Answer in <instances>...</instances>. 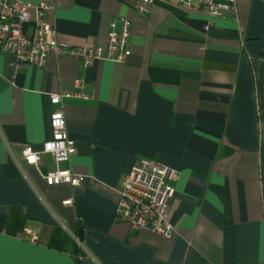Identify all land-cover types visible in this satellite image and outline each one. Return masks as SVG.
Returning <instances> with one entry per match:
<instances>
[{
    "label": "crops",
    "instance_id": "0c3cea01",
    "mask_svg": "<svg viewBox=\"0 0 264 264\" xmlns=\"http://www.w3.org/2000/svg\"><path fill=\"white\" fill-rule=\"evenodd\" d=\"M141 4L55 0L48 14L78 46H105L128 18L124 62L42 68L0 51V264H264V0H238L235 16ZM82 82L94 97L64 100L77 152L63 166L83 179L49 185L53 156L36 167L23 151L52 137L51 96ZM139 162L180 171L170 238L117 219Z\"/></svg>",
    "mask_w": 264,
    "mask_h": 264
},
{
    "label": "built area",
    "instance_id": "2783aa9c",
    "mask_svg": "<svg viewBox=\"0 0 264 264\" xmlns=\"http://www.w3.org/2000/svg\"><path fill=\"white\" fill-rule=\"evenodd\" d=\"M156 0H142L139 12ZM186 5L200 9L211 16L237 15L238 0H181ZM55 0H0V51L12 55L16 61L44 67L50 57L70 56L84 67L96 61L109 59L124 62L130 53L131 21L119 19V29L112 31L105 46L72 45L59 39L57 28L49 21L48 14L55 9ZM79 89L56 93L51 103L58 105L52 111L50 123L52 137L42 149L26 145L23 154L28 165L38 166L44 153L53 156L55 167L43 174L49 185L68 183L79 185L83 176L72 168L63 166L77 152V145L67 130L63 109L67 98L92 99V94ZM180 171L169 165L153 162L137 163L127 175L117 207V219L133 229H148L164 237H172L175 227L170 220L171 199L175 195L174 181ZM71 202V200H68ZM38 236H33L36 241Z\"/></svg>",
    "mask_w": 264,
    "mask_h": 264
}]
</instances>
